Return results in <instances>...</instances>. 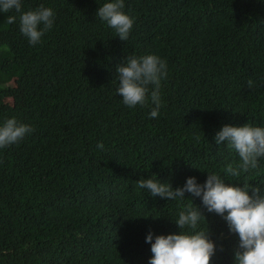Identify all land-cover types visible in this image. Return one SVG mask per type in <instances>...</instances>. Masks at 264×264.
<instances>
[{
	"label": "trees",
	"instance_id": "16d2710c",
	"mask_svg": "<svg viewBox=\"0 0 264 264\" xmlns=\"http://www.w3.org/2000/svg\"><path fill=\"white\" fill-rule=\"evenodd\" d=\"M104 2L22 0V11L55 12L37 45L18 13L0 12V124L34 129L0 149V264H148L146 235L179 233L190 199L215 245L210 264H234L238 234L199 197H153L137 181L175 189L215 172L264 191V159L232 180L223 169L238 154L214 140L224 125L264 127V0H124L127 41L96 16ZM146 54L167 63L156 118L116 91L118 65Z\"/></svg>",
	"mask_w": 264,
	"mask_h": 264
},
{
	"label": "clouds",
	"instance_id": "9594fccd",
	"mask_svg": "<svg viewBox=\"0 0 264 264\" xmlns=\"http://www.w3.org/2000/svg\"><path fill=\"white\" fill-rule=\"evenodd\" d=\"M124 0H106L96 12V16L112 28L116 36L127 41L133 27V18L126 14ZM19 14V30L27 37L30 45L41 43L42 37L53 27L55 12L50 7L38 6L34 10L22 11V0H0V12ZM17 22L16 15H9L6 23ZM119 74L117 94L128 108L137 105H153L151 118L159 115L162 106L160 87L167 77V63L155 54L128 56L116 68ZM251 87V81H249ZM34 129L15 117L7 118L0 124V149L17 144ZM217 145L226 142L239 157V163H229L223 169L224 176L232 180L241 177L259 166L264 159V127L245 123L243 126L224 125L214 136ZM98 149L103 144L97 143ZM226 179L215 172L209 173L203 184L189 176L182 187L173 188L168 182L155 178L140 179L137 187L151 196L167 200L183 201L185 192L191 197H199L208 212L220 215L230 232L238 234L239 246L234 252V264H264V191L259 186L243 183L236 186L225 183ZM251 190V195H249ZM191 203L179 211L174 220L179 233L156 235L151 231L145 241L151 244L152 256L148 264H210L215 252L214 242L209 239L205 216ZM206 223V228L201 223Z\"/></svg>",
	"mask_w": 264,
	"mask_h": 264
}]
</instances>
